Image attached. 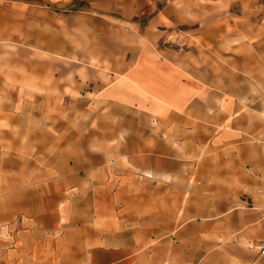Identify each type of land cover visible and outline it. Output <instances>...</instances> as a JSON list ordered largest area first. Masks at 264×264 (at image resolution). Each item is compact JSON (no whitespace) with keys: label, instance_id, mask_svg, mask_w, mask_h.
Returning <instances> with one entry per match:
<instances>
[{"label":"rangeland","instance_id":"obj_1","mask_svg":"<svg viewBox=\"0 0 264 264\" xmlns=\"http://www.w3.org/2000/svg\"><path fill=\"white\" fill-rule=\"evenodd\" d=\"M41 1L0 0V102L17 90L29 108H0V264H88L94 233L122 229L133 252L165 248L180 254L182 264H198L187 257L200 247L204 252L198 237L208 211L225 205L231 215L255 212L262 187L264 0L245 16L210 22L193 39L196 50L177 43L175 34L162 44L166 56L156 52V61L139 65V79L151 84L155 98L185 107L163 118L138 107L101 103L92 110L82 96L115 80L90 73L109 65L83 47L77 30L69 34L68 59L51 54L60 51V40L19 15L28 12L22 3H32V17L48 19L35 7ZM45 85L54 100L30 96ZM195 86L202 93L190 102ZM62 93L69 99L58 100ZM153 110L161 114L162 105ZM240 152L249 154L242 168L253 180L241 196ZM166 168L177 172L175 192L158 188ZM236 220H228L231 235L214 239L213 248L223 242L240 249ZM262 241L253 239L250 248Z\"/></svg>","mask_w":264,"mask_h":264},{"label":"crops","instance_id":"obj_2","mask_svg":"<svg viewBox=\"0 0 264 264\" xmlns=\"http://www.w3.org/2000/svg\"><path fill=\"white\" fill-rule=\"evenodd\" d=\"M255 2V0H42L36 3L35 7H39V12L45 14L48 19L33 18L32 3H22L29 8L26 10L27 14L24 12L19 15L25 17L28 23H42L44 30L50 31L54 39L60 40V51L49 52L60 57L62 61L68 59L69 34L74 30L82 36L83 47H93L95 49L92 51L93 55L107 61L109 69L100 72L92 70L89 77L112 78L115 81L97 93L88 92L85 93L87 96H82L92 101V110L96 108L101 110L102 107L94 106L101 103L127 108L138 107L163 118L185 107H177L174 102L167 101L168 99L164 97L155 98L151 84L139 79L142 72L138 70L139 65L146 66L156 61V52L159 57L166 56L168 52L161 49L162 44L169 42L175 34L179 37L177 43L181 41L183 45L196 50L197 42L193 39L200 37L210 22L216 21L219 24L226 14L238 18L240 13L245 16L253 9ZM242 29L244 27L240 30ZM3 39L4 35L0 34V40ZM4 47L0 41V56ZM141 66L140 69H143ZM193 90L194 97L190 102L195 101L197 95L202 93V88L195 86ZM6 96L9 98H6L8 103L0 102L2 110H29L23 106L27 104V100L21 101L22 97H28L26 94L14 90ZM30 96L38 100L44 98L45 103L54 100L53 92L47 85L43 92L37 91ZM71 97L72 101H79L78 96ZM68 99V94L62 93L58 100L63 102ZM225 102L231 105V102L227 100ZM157 104L162 105L161 114L153 110ZM258 154L264 157L263 150H259ZM246 157H249V154L247 156L246 153L240 152V196L245 189L246 181L250 180V184L253 185L252 178H248L242 168ZM159 174L162 178L158 180V188L163 190L167 188L175 192L177 188L175 168L162 169ZM261 175L262 180H258L262 185L261 192L254 196L256 205L252 202L255 212L240 210L231 215L230 212L233 210L223 204L224 209L215 205V213L208 211L210 215L206 216L204 230L200 231V235L204 237H198V243L205 245L204 252L201 247L194 250L195 252L187 257L191 262L198 260V264H264V256L259 254V249H252L249 244L253 239L264 241V171ZM234 216L238 219L236 222L239 227L235 230L240 233V249H234L223 242L217 243L213 248L214 239L231 235L233 229L226 228V224ZM253 225H256V228H253ZM94 234L96 244L89 251L88 264H142L144 258L149 262H156L157 259L160 264H182L183 258L175 250L170 255L165 248L160 254L152 253L153 251L143 254L131 251L124 229L108 234H102L101 231ZM100 254H105L108 260L101 263L98 260Z\"/></svg>","mask_w":264,"mask_h":264},{"label":"built area","instance_id":"obj_3","mask_svg":"<svg viewBox=\"0 0 264 264\" xmlns=\"http://www.w3.org/2000/svg\"><path fill=\"white\" fill-rule=\"evenodd\" d=\"M261 192V190H259ZM259 249V254L264 256V241L257 247Z\"/></svg>","mask_w":264,"mask_h":264}]
</instances>
